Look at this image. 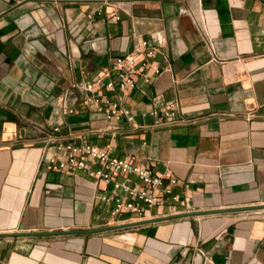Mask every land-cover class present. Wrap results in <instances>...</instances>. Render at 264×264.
Masks as SVG:
<instances>
[{"label": "crops", "instance_id": "crops-1", "mask_svg": "<svg viewBox=\"0 0 264 264\" xmlns=\"http://www.w3.org/2000/svg\"><path fill=\"white\" fill-rule=\"evenodd\" d=\"M153 37L158 51L139 66L150 82L133 75L141 90L93 88L135 117L112 139L82 86L116 55L141 63ZM72 139L174 176L182 203L172 210L161 190L165 206L107 217L101 180L48 161ZM245 206L258 208L10 235ZM0 234V264H264V0H0Z\"/></svg>", "mask_w": 264, "mask_h": 264}, {"label": "built area", "instance_id": "built-area-1", "mask_svg": "<svg viewBox=\"0 0 264 264\" xmlns=\"http://www.w3.org/2000/svg\"><path fill=\"white\" fill-rule=\"evenodd\" d=\"M157 37L141 40L139 52L143 54L141 63H137L133 52L120 54L113 57L112 68L105 69L104 72L96 75L90 82L82 86L83 90L93 92L87 95L82 103L93 102L97 104V110L102 112L110 124L108 129L112 130V139L118 135L116 132L120 128L121 122H125L131 129L137 127L135 117L131 109L126 107L117 97H103L94 93L95 86H101L109 92L121 91L126 94L129 90L137 88L142 89V84H138L133 75H143L142 82L149 83L150 77L140 70L141 66L149 63L150 58H154L158 47L156 45ZM140 66V67H139ZM116 70L114 77L108 78L111 70ZM158 72V69L155 70ZM105 78H108L105 80ZM76 99V98H75ZM65 105V104H64ZM73 108L65 105L62 109L63 114H70ZM156 103H152V108L143 112L142 116H155ZM170 110L163 112L166 120L163 125L171 124L172 120ZM55 131L58 127L54 128ZM49 142L54 140L48 138ZM56 151L48 159L57 169H67L73 171L79 169L86 175H90L96 180H101L103 185L98 194L99 203L104 206L107 217L116 219L121 215L143 217L147 210L165 206L167 201L164 197L158 195L162 190L164 195H169L173 210L176 203H182L178 194L173 193V188L178 184L177 178L169 176L168 181L164 183L162 175H156L148 167H141L124 160L123 158L110 155V148L98 146L89 142L87 139H81L75 143L73 139L62 145L58 143L55 146ZM185 201V199H183ZM186 202V201H185ZM186 204V203H185ZM208 264H216L209 261Z\"/></svg>", "mask_w": 264, "mask_h": 264}, {"label": "water", "instance_id": "water-1", "mask_svg": "<svg viewBox=\"0 0 264 264\" xmlns=\"http://www.w3.org/2000/svg\"><path fill=\"white\" fill-rule=\"evenodd\" d=\"M257 206H245V207H231V208H219L216 210H206L202 212H188V213H179L174 214L173 216L168 217H160L158 219H146L145 221H136L132 223H122L117 225H105L100 228H91L89 230H61V231H46V232H32V233H18V234H10V235H25V236H47V235H61V234H75V233H98L103 232V230H112L117 228H125L132 225L137 224H146L147 222L151 221H160L165 219H174V217H182V216H188V215H202V214H217V213H224L228 212L231 213L233 211H245V210H251V209H257ZM5 234H0V237H3Z\"/></svg>", "mask_w": 264, "mask_h": 264}]
</instances>
